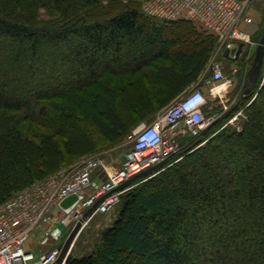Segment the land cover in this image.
Segmentation results:
<instances>
[{"label":"trees","instance_id":"obj_1","mask_svg":"<svg viewBox=\"0 0 264 264\" xmlns=\"http://www.w3.org/2000/svg\"><path fill=\"white\" fill-rule=\"evenodd\" d=\"M104 1L0 0V195L50 174L33 173L47 163L42 143H58L41 128L71 129L78 108L116 141L129 133L117 111L128 86L167 99L207 66L213 42L183 27L193 21ZM263 69L237 126L221 120L179 161L137 180L93 250L66 264H120L122 252L135 264H264Z\"/></svg>","mask_w":264,"mask_h":264},{"label":"built area","instance_id":"obj_2","mask_svg":"<svg viewBox=\"0 0 264 264\" xmlns=\"http://www.w3.org/2000/svg\"><path fill=\"white\" fill-rule=\"evenodd\" d=\"M254 1L147 0L143 3L142 11L154 19H187L205 27L217 39L220 58H211L207 66L210 74L203 71L177 101L159 111L151 123L132 132L129 136L132 146L125 151L120 167L109 169L104 158L86 157L34 181L0 206V264H57L66 240L80 223L79 232L61 262L66 264L78 236L96 214L112 211L137 180H146L179 161L182 153L196 143L191 145L193 140L203 137L204 129L221 115L209 107L205 117L208 94L219 96L232 84L225 77L224 61L238 62L243 52L237 59L239 46L254 45L242 27L253 22L250 10ZM233 68L236 72L237 68ZM204 86L208 87V94ZM148 170L151 171L147 175L132 180ZM72 195H76V200L62 206Z\"/></svg>","mask_w":264,"mask_h":264},{"label":"rangeland","instance_id":"obj_3","mask_svg":"<svg viewBox=\"0 0 264 264\" xmlns=\"http://www.w3.org/2000/svg\"><path fill=\"white\" fill-rule=\"evenodd\" d=\"M120 4H127L131 0H117ZM138 3V7L141 8L143 3L147 0H133ZM113 3L112 0H105L103 2V6H109ZM250 15L253 18V22L250 24H243V29L248 34L251 41L254 45L248 44L244 46L243 52L241 54L240 60L236 63H230L228 61H224V73L227 79L232 81V84L228 87L225 93L220 94L217 97L211 96L208 94L209 92L205 90L208 94L209 105L213 101L214 105L218 106V114H223L224 111L230 109L231 104H235L238 98V95L248 78V72L251 69L257 46L256 43L259 44L262 39L264 32V0H255L253 3V7L250 10ZM181 20V19H178ZM173 21V20H172ZM177 21V20H174ZM185 25V23H184ZM191 25V26H190ZM189 26V27H188ZM182 26H174L171 25L169 27V31H177ZM183 27H188V29H192L194 33L200 34L202 37H209L212 40V53L207 62H210L211 58L219 59L220 55L217 53V39L213 36L209 31L206 30L200 24L191 22L190 24H186ZM183 29V28H182ZM185 36V35H184ZM217 53V54H216ZM205 67L204 71H207V74L211 72L208 71V67ZM237 68V71L234 72V68ZM264 70V69H263ZM264 76V71H263ZM125 83V80L120 82L119 84ZM129 83H127L128 85ZM126 85V84H125ZM115 86L118 87V82L115 83ZM132 86V85H131ZM155 86V83L152 80H147L146 87L152 88ZM137 87V88H136ZM136 90V91H135ZM127 95L126 101H120L117 105V111L120 116L126 123V128L129 129V133L120 137L118 140H113L111 137L107 136L102 128L88 120L85 116L86 111L82 109L74 110V117L72 118L71 123L73 122V127L71 129H61L60 131H56L57 129L51 127L41 128L39 132H47V133H55V140L58 141L57 144H54L50 141H46L42 143L45 155L47 157V163L44 164L42 171H35L34 174H43L54 172L69 167L83 158L90 156H100L105 159L107 168L113 169L121 166V162L124 158L125 151L132 146V141L129 136L132 132L138 129L143 124L151 123L156 114L169 106L171 103L177 101L181 96L178 94L176 96H170L169 98H165L162 94L157 95L152 92H149L147 88H143L139 83H136L135 86L127 87L123 93ZM253 99V94H249L247 98H243L241 102L236 106L234 112L223 122L225 125H233L237 126V123L241 117H243L244 109L246 108V103ZM153 100L158 102L155 107H153ZM165 102L166 104L162 107L159 105ZM211 110V109H210ZM208 108L205 111V117H207L208 112L210 111ZM208 111V112H207ZM107 123L106 119L102 120ZM68 123V120H66ZM224 125V126H225ZM219 128V125L215 127L212 126L206 133L203 135L204 138L210 137L213 132ZM203 137L199 138L200 141ZM66 141H68L69 145H67ZM49 174V175H50ZM48 176V175H47ZM21 186L25 179H21ZM20 184V183H19ZM11 192L8 191L6 196L0 195V206H2L9 198ZM117 205L114 209L108 213H99L96 214L89 223L82 230L80 235L78 236L73 249L71 250L69 257H80L87 253H90L93 250V247L100 239L101 231L107 227L116 215ZM68 257V258H69ZM137 259L129 255L127 252L120 253L119 262L120 264H135Z\"/></svg>","mask_w":264,"mask_h":264},{"label":"water","instance_id":"obj_4","mask_svg":"<svg viewBox=\"0 0 264 264\" xmlns=\"http://www.w3.org/2000/svg\"><path fill=\"white\" fill-rule=\"evenodd\" d=\"M242 50H243V44H241L239 46L238 50H237V59L239 58ZM263 66H264V32H263L262 39L260 40V42H259V44L257 46L253 65H252L251 69L248 72V78L246 79V81H245V83H244V85H243V87H242V89H241V91H240V93L238 95L236 103L233 104V106L230 108L231 110L234 107H236L245 96H248L249 94H251L257 88V82H258L259 77L261 75ZM229 112L230 111L228 110L227 112L221 114L210 126H208V127H206L204 129V131H203L201 136H203L206 133V131L212 125H214L215 123L220 122L221 120L225 119L228 116ZM199 138L194 139L193 142L191 143V145L194 144L195 142H197L199 140ZM188 148L189 147H187V148H185L183 150H187ZM150 171L151 170L145 171L144 173H142V174L136 176L135 178H133L132 180H135V179L139 178L140 176L147 175ZM124 186L125 185L121 186V188L124 187ZM76 198H77L76 195H72V196L68 197L67 199H65L62 202V206H64V207L69 206L70 204H72L76 200ZM92 210H93V208L90 209L86 213V216H88L91 213ZM80 227H81V224L78 223L76 225V227L73 229V231L71 232V234L69 235V237L66 240V243H65V245L63 247V250H62V253L60 255V258L57 261V264H61L62 260L65 258L66 253H67L68 249L70 248V246L72 245V243L74 242V239H75L77 233L79 232Z\"/></svg>","mask_w":264,"mask_h":264},{"label":"crops","instance_id":"obj_5","mask_svg":"<svg viewBox=\"0 0 264 264\" xmlns=\"http://www.w3.org/2000/svg\"><path fill=\"white\" fill-rule=\"evenodd\" d=\"M197 80H198V79H197ZM197 80H196V81H197ZM196 81H195V82H196ZM193 83H194V82H193ZM193 83H192V84H193ZM192 84H191V85H192ZM191 85H190V86H191ZM203 88L206 89V90L208 91V87H207V86H204ZM224 93H225V92H224ZM214 97H217V96H214ZM209 107H210V109H211L212 111H216V109L218 108L217 105H216V106L214 105L213 101L211 102V104L209 105ZM209 107H207V108H209ZM207 108H206V110H207Z\"/></svg>","mask_w":264,"mask_h":264},{"label":"flooded vegetation","instance_id":"obj_6","mask_svg":"<svg viewBox=\"0 0 264 264\" xmlns=\"http://www.w3.org/2000/svg\"><path fill=\"white\" fill-rule=\"evenodd\" d=\"M232 106H233V104H231L230 108H231ZM208 107H209V106H208ZM235 108H236V107H234L232 110H231V109H228V110L230 111V112L228 113V116H229V115L235 110ZM228 110H227V111H228ZM227 111H225V112H227ZM207 112H208V111H207ZM215 112H216L217 114L219 113L218 108L216 109ZM225 112H224V113H225ZM228 116H227V117H228Z\"/></svg>","mask_w":264,"mask_h":264}]
</instances>
